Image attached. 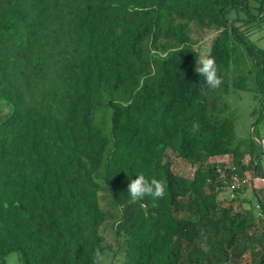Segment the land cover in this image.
<instances>
[{"label":"trees","instance_id":"trees-1","mask_svg":"<svg viewBox=\"0 0 264 264\" xmlns=\"http://www.w3.org/2000/svg\"><path fill=\"white\" fill-rule=\"evenodd\" d=\"M256 1L0 0V264L11 252L19 264H97L112 218L121 264H264V194L256 205L234 195L246 170L263 175V150L234 143L221 97L251 87L264 112ZM192 24L214 34L208 52ZM208 55L216 89L197 72ZM170 152L196 164L190 177ZM140 172L162 198L131 200ZM226 188L233 198H219Z\"/></svg>","mask_w":264,"mask_h":264},{"label":"rangeland","instance_id":"rangeland-1","mask_svg":"<svg viewBox=\"0 0 264 264\" xmlns=\"http://www.w3.org/2000/svg\"><path fill=\"white\" fill-rule=\"evenodd\" d=\"M256 0H251V3H256ZM190 37L195 41V46L199 48V50L203 53L208 52L207 46L210 44L212 36L214 34L211 31H207L205 29H201L194 24L190 26L189 29ZM256 46L264 47V27L253 30L249 33L248 36ZM252 75V73H251ZM255 91L249 87L245 90L238 91H229L222 92L221 97L224 101L228 103L227 109L225 110L226 116L230 117L233 122L234 127V143L239 141L241 145L246 143L247 140L251 138H261L264 136V112H260V104L258 99L255 97ZM9 110L8 106H4L2 110H0V118H3L5 113ZM171 153V154H170ZM169 153V157L172 160L171 167L172 169L179 174L190 177L196 167L195 163L182 160L180 158H176L172 152ZM232 158L231 155L226 157H218V158H210L208 162H215L219 164L221 167L222 163H230ZM258 168L264 169V151L260 154V158L258 160ZM251 169L246 170V176H251ZM258 183V182H257ZM254 185L247 184L244 188H241L234 192V195H237L238 198L246 197L252 200V203L256 205V196L254 193L257 191V196L263 199V196L258 191V186L253 190ZM100 194V203L104 211L106 213H110L112 215L115 214V207L111 202L110 195L101 190ZM230 190L225 189L223 192L219 194V198L225 199V196H229V198H233L230 195ZM234 196L235 204L238 203L239 199ZM245 206H247L245 204ZM257 212V210H255ZM103 242L108 247L105 248V251L99 258L97 264H121V259L123 257V247L121 242L119 243L120 236H116L114 233V219H107L102 228ZM120 246L118 247V245ZM114 251L118 252L115 253ZM5 264H19V256L17 252H11L7 255Z\"/></svg>","mask_w":264,"mask_h":264},{"label":"clouds","instance_id":"clouds-1","mask_svg":"<svg viewBox=\"0 0 264 264\" xmlns=\"http://www.w3.org/2000/svg\"><path fill=\"white\" fill-rule=\"evenodd\" d=\"M204 77V83L208 89H216L223 83L222 75L219 74L218 65L214 56L201 57L200 67L197 71ZM136 178H129L128 194L132 201L141 200L145 196L162 198L165 194L164 184L156 179H149L145 173L135 174Z\"/></svg>","mask_w":264,"mask_h":264},{"label":"built area","instance_id":"built-area-1","mask_svg":"<svg viewBox=\"0 0 264 264\" xmlns=\"http://www.w3.org/2000/svg\"><path fill=\"white\" fill-rule=\"evenodd\" d=\"M261 149L264 151V136L257 139ZM258 182V183H257ZM252 184L254 185V187L258 186V189L261 191L262 194H264V175L260 176V175H253V176H249L246 178H242L241 179V184ZM239 186V179L237 178V176L234 177V182H232V188Z\"/></svg>","mask_w":264,"mask_h":264},{"label":"crops","instance_id":"crops-1","mask_svg":"<svg viewBox=\"0 0 264 264\" xmlns=\"http://www.w3.org/2000/svg\"><path fill=\"white\" fill-rule=\"evenodd\" d=\"M229 155H230V154H226V155H224V156H222V157H226V156H229ZM248 161H249V155L246 154L245 157L243 158V162H246V163H247ZM259 171H260L259 173H263V175H264V169L259 168ZM263 175H262V176H263Z\"/></svg>","mask_w":264,"mask_h":264}]
</instances>
